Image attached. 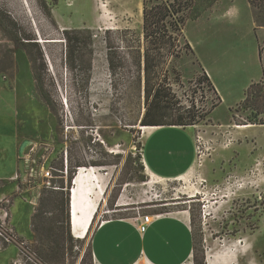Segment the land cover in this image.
Returning <instances> with one entry per match:
<instances>
[{
    "label": "rangeland",
    "instance_id": "rangeland-1",
    "mask_svg": "<svg viewBox=\"0 0 264 264\" xmlns=\"http://www.w3.org/2000/svg\"><path fill=\"white\" fill-rule=\"evenodd\" d=\"M218 2L194 0L185 38L196 48L172 62L179 73L176 81L172 74L177 97L196 113L195 123L184 127L193 131L197 154L191 170L167 179L150 174L141 153L146 106L143 73L132 46L144 37V0H0L22 35L40 39L47 67L44 84L56 108L53 111L41 98L27 52L0 28V216L6 209L5 232L17 237L0 248V264H98L91 251L100 222L181 211L190 214L196 244L195 256L185 264H197L196 259L202 264H264V123L250 122L255 115L264 120V106L257 114L243 100L236 104L250 78L261 74L258 42L264 69V27L254 29L248 0L230 6L228 0ZM228 6L233 9L226 14ZM67 28L93 32L91 40L85 37L88 32L82 35L77 61H69L71 46L63 35ZM197 56L219 75L224 76L223 66L230 69V81L219 77L227 103L221 104L209 82L199 81L204 74ZM259 82L254 93L264 91V75ZM228 103L233 106L226 117ZM236 124L254 125L244 128L245 141L232 134ZM25 140L44 146L38 156L41 163L64 169L67 162L68 173L57 172L63 177L56 180L65 185L64 194L43 188L41 176L28 183L13 178ZM243 144L246 157L240 163L238 149ZM79 167L100 169L107 183L85 238L74 235L70 202L66 204ZM51 195L56 197L54 206L49 203ZM41 206L43 216L36 219L35 230L33 218ZM52 219L55 238L70 231L75 239L73 248L63 254H52L44 229L49 226L46 220ZM23 244L31 247L37 260L27 259ZM43 250L50 252V259Z\"/></svg>",
    "mask_w": 264,
    "mask_h": 264
},
{
    "label": "trees",
    "instance_id": "trees-1",
    "mask_svg": "<svg viewBox=\"0 0 264 264\" xmlns=\"http://www.w3.org/2000/svg\"><path fill=\"white\" fill-rule=\"evenodd\" d=\"M255 22V28L264 27V0H248ZM194 9V0H144L143 8V33L144 37L137 39V44L133 45L135 57H137L138 69L143 76V96L145 100V112L141 119L142 126L148 125H180L186 126L195 123L196 113L193 107H187L177 97L172 86V74H176L175 81L179 78V73L174 68L172 62L180 57L184 51H193L192 45L185 38V26L191 18ZM0 28L7 32L10 39L23 48L31 62L33 74L36 79L38 92L44 102L55 111L53 100L44 84V72L47 67L44 63L45 52L41 46V41L37 37L29 34L22 35L19 23L13 19L8 12L0 7ZM129 31L131 29H128ZM88 32L86 39L91 40L93 32L88 28L64 29L63 35L69 41V61L80 59V40L82 35ZM91 45V44H90ZM37 49V50H35ZM92 51V50H91ZM93 52V51H92ZM67 55V56H68ZM42 61V62H41ZM110 67L117 71L113 57H110ZM203 69V68H202ZM91 67L88 65V79L91 78ZM203 76L200 82H209L213 88L210 77L203 69ZM142 82V81H141ZM260 82H253L246 90V96L242 104L257 111V114L264 106V91L254 93V89ZM215 90V88H214ZM216 91V90H215ZM252 123H264L263 119H258L257 115L250 119ZM63 170V167H62ZM65 185H61V193L64 194ZM66 204L70 202V194L67 192ZM51 206L55 205L56 197H48ZM45 200V199H44ZM70 205V204H69ZM43 216L42 206L34 214L33 227L36 228V219ZM45 218V217H44ZM49 226L44 229L49 240L52 242L51 251L57 255L65 253L67 249L74 246V237L70 231L63 232L55 238V220H46ZM35 230H38L37 228ZM61 237V239H60ZM55 238V239H54ZM68 245V246H67ZM42 254L46 258L51 257L48 250H43ZM93 253V250L91 251ZM197 264H202L198 262Z\"/></svg>",
    "mask_w": 264,
    "mask_h": 264
},
{
    "label": "crops",
    "instance_id": "crops-1",
    "mask_svg": "<svg viewBox=\"0 0 264 264\" xmlns=\"http://www.w3.org/2000/svg\"><path fill=\"white\" fill-rule=\"evenodd\" d=\"M221 1L219 0V2ZM228 1L230 6L236 0ZM229 6L226 14L233 9V7ZM261 28L263 27L255 29L254 22L255 30ZM190 42L195 49L196 45L192 41ZM257 52L259 54L261 74L258 72L257 75L253 76L254 78H250L243 89L241 98L236 101V104L244 100L247 88L253 82L259 81L264 75L259 52V42ZM198 59L201 63V68L207 72L217 90L221 104L223 102L227 103L229 97L227 98L225 88L219 78L223 75L221 73L219 75L216 69L207 64L203 58L198 57ZM222 70L224 72L223 77L227 81H230V69L223 66ZM232 104L228 103L229 109L226 117L229 116ZM245 125L248 124H236V127L231 129L232 134L239 139L246 140L248 133L244 128H250L254 125ZM141 130L143 131L144 161L148 172L167 179H175L191 170L197 154L192 129L180 125H148L147 129L142 128ZM238 150L241 151L240 154L238 153V161L241 160L240 163H243L246 157L245 145L243 144L242 148ZM238 174L242 175L241 172ZM124 205L119 204V206ZM153 215L155 216V220L144 234L138 230L134 223L136 215L133 217L123 215L100 222L94 231L92 242V250L97 263L141 264L144 261L151 264H185L190 261L195 256L196 251L194 225L190 214L181 211L173 214H160V216H157V214ZM182 239H184L183 242L185 244L183 250L180 249Z\"/></svg>",
    "mask_w": 264,
    "mask_h": 264
},
{
    "label": "built area",
    "instance_id": "built-area-1",
    "mask_svg": "<svg viewBox=\"0 0 264 264\" xmlns=\"http://www.w3.org/2000/svg\"><path fill=\"white\" fill-rule=\"evenodd\" d=\"M24 143H25L24 148L22 150L20 148V154L18 158V169L15 175L13 176V178L17 180L18 182L28 183L32 178H39L41 176L43 188L53 189V190L61 189V186L57 184L56 180L59 177H63V176L60 174H57V172H60V173L64 172V174H67L68 173L67 162L63 170L58 169L50 164L45 165L44 163H41L40 158L38 157L39 153L44 148V146L38 145L37 143H34L31 140H25L23 144ZM196 151H197V148H196ZM141 153H142L143 161H144L143 148L141 149ZM144 164H145V161H144ZM81 168L82 167H79L78 170H80ZM207 209H208V206H204L203 208L204 218L207 217V214H208L206 211ZM4 210H5V215L0 216V218H2V226H0V236L2 237V239L0 240V248H2L4 243H11V242L13 243L14 241L17 240V237L14 234L5 232L6 218H7L8 212L6 209ZM157 216H160V214H157ZM154 220H155V216L153 214H138L136 217H134V223L142 234H144L147 231V229L149 228L151 223H153ZM225 242L223 244L224 247L226 246ZM22 251L24 252L25 255L28 256L27 259H30L32 261L37 260L36 253L32 251L29 245L23 244Z\"/></svg>",
    "mask_w": 264,
    "mask_h": 264
},
{
    "label": "bare ground",
    "instance_id": "bare-ground-1",
    "mask_svg": "<svg viewBox=\"0 0 264 264\" xmlns=\"http://www.w3.org/2000/svg\"><path fill=\"white\" fill-rule=\"evenodd\" d=\"M250 126V124L245 125ZM147 129L148 126H141ZM101 168V167H100ZM150 174H153L150 172ZM153 176V175H152ZM151 180L150 182H154ZM107 183L100 169L82 167L76 174L71 192V223L77 237L88 236L91 226L99 211L100 203L104 199Z\"/></svg>",
    "mask_w": 264,
    "mask_h": 264
},
{
    "label": "water",
    "instance_id": "water-1",
    "mask_svg": "<svg viewBox=\"0 0 264 264\" xmlns=\"http://www.w3.org/2000/svg\"><path fill=\"white\" fill-rule=\"evenodd\" d=\"M24 145H25V143L22 145V147H21V150L24 148ZM71 190H72V188H71ZM70 190V191H71ZM71 205H72V200H71V193H70V211L72 210L71 209ZM75 235V234H74Z\"/></svg>",
    "mask_w": 264,
    "mask_h": 264
}]
</instances>
